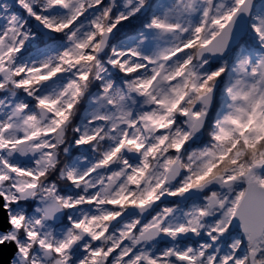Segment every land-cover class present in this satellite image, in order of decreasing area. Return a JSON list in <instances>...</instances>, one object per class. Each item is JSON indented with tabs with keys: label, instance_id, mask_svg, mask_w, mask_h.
I'll return each instance as SVG.
<instances>
[{
	"label": "snow or ice",
	"instance_id": "6c2138e0",
	"mask_svg": "<svg viewBox=\"0 0 264 264\" xmlns=\"http://www.w3.org/2000/svg\"><path fill=\"white\" fill-rule=\"evenodd\" d=\"M7 264H264V0H0Z\"/></svg>",
	"mask_w": 264,
	"mask_h": 264
},
{
	"label": "water",
	"instance_id": "95a60500",
	"mask_svg": "<svg viewBox=\"0 0 264 264\" xmlns=\"http://www.w3.org/2000/svg\"><path fill=\"white\" fill-rule=\"evenodd\" d=\"M9 249H5L3 254L0 255V264H7V261L9 259Z\"/></svg>",
	"mask_w": 264,
	"mask_h": 264
}]
</instances>
